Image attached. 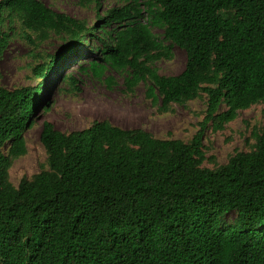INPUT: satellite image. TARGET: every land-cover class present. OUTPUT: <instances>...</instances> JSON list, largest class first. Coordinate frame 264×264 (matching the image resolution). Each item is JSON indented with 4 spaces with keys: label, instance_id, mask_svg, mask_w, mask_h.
<instances>
[{
    "label": "trees",
    "instance_id": "1",
    "mask_svg": "<svg viewBox=\"0 0 264 264\" xmlns=\"http://www.w3.org/2000/svg\"><path fill=\"white\" fill-rule=\"evenodd\" d=\"M120 1L88 26L44 0H0V58L10 39L1 29L14 19L39 41L66 37L69 49L95 39L97 60L82 72L108 86L106 71L127 72L126 88L147 83L161 113L204 94L202 129L185 144L107 121L67 134L44 122L48 169L15 188L8 170L26 153L54 57L32 70L35 87H0V264H264V128L251 152L201 166L203 127L264 102V0ZM174 46L183 71L158 75L154 63Z\"/></svg>",
    "mask_w": 264,
    "mask_h": 264
},
{
    "label": "rangeland",
    "instance_id": "2",
    "mask_svg": "<svg viewBox=\"0 0 264 264\" xmlns=\"http://www.w3.org/2000/svg\"><path fill=\"white\" fill-rule=\"evenodd\" d=\"M44 4L53 12L83 21L88 26L95 24L96 14L103 16L105 11L123 5L120 0H104L98 8L95 0H44ZM141 9L144 11V7ZM1 31L10 38L0 58L1 88L35 87L40 80L33 76L32 70L54 57L53 69L43 81L38 107L32 115L34 125L24 133L26 153L14 160L8 170L9 182L15 188L22 180H30L48 169L47 154L39 142L44 122L67 134L89 128L94 122L107 121L122 130L141 129L155 139L179 140L185 144L202 129L207 100L204 94L172 105L167 113H161L158 103L154 104L146 93L147 83L140 82L132 90L126 88L127 72L106 71L103 79L111 78V86L104 80H96L89 72H82L81 67L86 68L97 60L96 54L91 52L98 46L95 39L77 47L71 45L69 49L66 37L50 33L46 40L39 41L36 35L24 30L17 19L6 22ZM152 32L162 41L159 30L153 28ZM184 65V51L174 46L171 59L157 61L153 68L158 75L171 77L179 75ZM71 79L76 84L71 83ZM225 109L221 106L220 112ZM203 128L205 160L201 166L215 170L236 153L254 149L255 136L264 128V102L239 111L235 120L221 129L215 130L211 122ZM234 217L231 213L225 220L230 224Z\"/></svg>",
    "mask_w": 264,
    "mask_h": 264
},
{
    "label": "bare ground",
    "instance_id": "3",
    "mask_svg": "<svg viewBox=\"0 0 264 264\" xmlns=\"http://www.w3.org/2000/svg\"><path fill=\"white\" fill-rule=\"evenodd\" d=\"M102 113H103V114H106V112H105L103 109H102Z\"/></svg>",
    "mask_w": 264,
    "mask_h": 264
}]
</instances>
